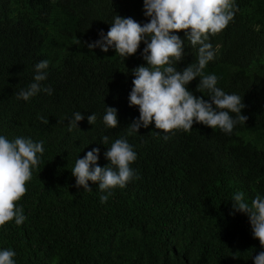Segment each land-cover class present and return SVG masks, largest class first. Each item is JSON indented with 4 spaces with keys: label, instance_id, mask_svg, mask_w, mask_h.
<instances>
[{
    "label": "trees",
    "instance_id": "obj_1",
    "mask_svg": "<svg viewBox=\"0 0 264 264\" xmlns=\"http://www.w3.org/2000/svg\"><path fill=\"white\" fill-rule=\"evenodd\" d=\"M234 2L233 20L210 38L215 56L203 71L241 97L246 124L231 134L198 123L165 133L153 122L130 135L139 119L138 107L129 106L133 70L147 66L145 44L125 60L113 48L87 45L107 35L115 15L149 22L144 0H0V136L44 149L17 203L24 223L0 227V250H13L15 264H254L264 248L247 215L230 213L236 193L249 205L264 198V0ZM172 34L185 40L182 31ZM197 50L185 40L183 60L173 66L195 63ZM43 60L49 66L41 84L52 94L17 99ZM199 79L186 87L208 99L196 91ZM106 107L117 110L115 129L104 123ZM77 112L84 119L70 131ZM120 138L136 153L135 177L103 204L94 192L75 190L77 159L99 148L105 167L106 151Z\"/></svg>",
    "mask_w": 264,
    "mask_h": 264
},
{
    "label": "clouds",
    "instance_id": "obj_2",
    "mask_svg": "<svg viewBox=\"0 0 264 264\" xmlns=\"http://www.w3.org/2000/svg\"><path fill=\"white\" fill-rule=\"evenodd\" d=\"M237 10L234 0H144V13L149 22L141 25L130 17L115 15L107 35L101 32L99 40L87 45L89 49L99 47L105 53L113 48L125 60L137 53L142 42L145 44L142 57L147 66L133 70L135 78L129 106L138 107L139 119L128 127L130 135L153 122L157 130L165 133L188 132L194 123H198L231 134L236 124H246L248 117L241 114L245 108L241 97L217 88L216 75H206L203 71L215 56L210 38L226 29ZM181 31L185 33V40L193 48L198 46V50L196 62L178 71L173 65L183 60L185 40L172 33ZM48 66L47 60L35 66L34 82L20 90L17 99L28 101L41 91L52 94L51 87L41 84L47 78ZM197 77L200 79L196 91H207L208 99L198 98L188 91L186 86ZM230 114H236L235 118ZM83 119L80 112L75 113L69 122V130L77 128ZM87 119L94 125L96 116L92 114ZM103 120L109 129H115L118 126L117 110L106 107ZM108 140L105 135L102 143L106 144ZM43 150L42 142L23 137L9 141L0 136V227L13 220L17 226L24 223L26 217L17 203L27 192L26 184L31 179L32 169L39 164L37 154H42ZM98 158L99 148H94L84 158L77 159L71 172L76 179L74 189L94 192L103 204L116 188L123 189L135 177L130 165L136 160V153L126 139L120 138L106 151L105 158L109 163L105 167H100L104 158L99 162ZM89 182L98 188L89 186ZM233 201L230 214L247 215L253 238L264 248V198L257 195L249 205L243 193H236ZM15 255L11 249L0 250V264H15ZM254 264H264V251L254 257Z\"/></svg>",
    "mask_w": 264,
    "mask_h": 264
}]
</instances>
